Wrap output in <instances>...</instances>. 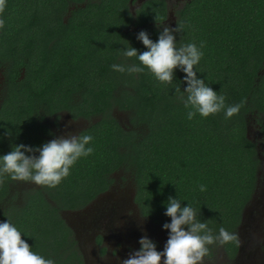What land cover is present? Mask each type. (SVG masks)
<instances>
[{
  "label": "trees",
  "instance_id": "trees-1",
  "mask_svg": "<svg viewBox=\"0 0 264 264\" xmlns=\"http://www.w3.org/2000/svg\"><path fill=\"white\" fill-rule=\"evenodd\" d=\"M166 18L163 0L145 2L136 14L130 0H6L0 14V69L7 86L0 157L14 145L40 148L42 131L50 133L45 120L61 113L87 120L80 134L93 137L87 145L93 153L80 158L57 187L36 185L24 204L9 206L8 219L2 216L35 254L54 264H84L62 214L82 210L110 190L119 172L133 179L144 218L171 223L165 215L171 197L191 205L213 235L220 227L238 235L259 185V151L248 137L258 116L264 146V0H192L179 12L177 47L194 43L203 53L194 66L197 78L223 95L226 107L245 101L230 119L222 110L189 120L192 109L175 92H185L186 73L177 68L171 84L161 83L138 58L123 55L129 47L148 51L138 34L157 42ZM113 64L144 71L120 73ZM115 110L127 113L130 125H122ZM17 182L6 175L0 199ZM208 247L210 256L225 248L235 257L239 249L234 242Z\"/></svg>",
  "mask_w": 264,
  "mask_h": 264
},
{
  "label": "clouds",
  "instance_id": "clouds-1",
  "mask_svg": "<svg viewBox=\"0 0 264 264\" xmlns=\"http://www.w3.org/2000/svg\"><path fill=\"white\" fill-rule=\"evenodd\" d=\"M5 7L6 0H0V14L5 11ZM3 27L4 20L0 19V29ZM181 32L182 27L179 24L176 28L165 25L160 31L158 41L153 42L142 31L137 38L148 51L138 54L135 48L129 47L123 51V55L127 58H138L161 83L171 84L177 68L186 73L187 88L183 92L187 94L186 99L180 87H176L175 92L185 107L192 109L187 113L189 120L197 113L207 118L222 110L225 111L226 118L237 115L245 101L226 107L225 97L218 95L203 79L197 78L194 66L200 62L203 53L194 43L177 47L173 33ZM203 47L202 42L200 48ZM111 67L120 73L134 74L144 71V68L135 64L127 67L113 64ZM92 140L91 135L69 134L66 138L53 139L36 149L23 144L14 145L11 152L0 157V184L7 175L12 181H31L39 186L55 188L69 176L70 169L80 158L93 153L94 149L87 147ZM35 152H39V157ZM200 191H206L204 185H200ZM165 215L171 217V223L163 226L170 231L164 251H157L156 244L144 236L139 241L140 250L131 252L121 264H203L204 257L209 254L208 246L240 243L239 236L224 227H220L218 235H213L208 224L197 219V211L191 205L182 207L179 199L169 198ZM186 226L188 230H185ZM31 249L11 222H0V264H54L53 260L37 255Z\"/></svg>",
  "mask_w": 264,
  "mask_h": 264
},
{
  "label": "rangeland",
  "instance_id": "rangeland-1",
  "mask_svg": "<svg viewBox=\"0 0 264 264\" xmlns=\"http://www.w3.org/2000/svg\"><path fill=\"white\" fill-rule=\"evenodd\" d=\"M176 2L177 0H170V10L173 12V15H176V8H173ZM141 3H144V0L143 2H139V0H134L132 2L131 9L133 10V12L141 7ZM173 15L163 26L167 25L171 28H176V18H174ZM114 115L122 125H130V116L127 113L115 110ZM254 119L250 123V137L257 144L259 157L261 160L259 185L257 191L255 192V197L251 200V202L245 209L243 220L238 227V234H240L242 240L241 244H247V251H245V253H256L255 257L257 258V260H255L253 257V261L255 264H257L258 259L264 253V208L262 206L264 201V146L261 142L262 136L258 123V121L260 120V116H258V118L255 117ZM59 121L62 124V128L56 126L58 124V121L56 122L55 117H51L49 121L53 134L52 138L49 139V142L53 139H58L61 137L66 138L69 134L78 135L77 133L70 130V128L78 130V128L85 129L84 127L89 126V123L84 126L83 122H81L80 120L72 119L71 116L67 113L61 114V118ZM35 186L36 184H34L33 182H17L12 190H10V193L6 197L0 199V208H6L7 206L13 204V202L18 205L24 204L28 191ZM135 188V183L129 175L123 172L116 173L114 175V183L111 186L110 190L105 195L103 194V196H100V198L95 200V202L87 209V211L82 210L74 213L66 212L63 214V217L68 221L69 226L70 224L72 227L74 226L75 231L84 230L83 228L85 227L84 222L86 220V217L90 216L91 214H93V217L96 218V216L101 214L100 212L102 211L100 210H103V214L109 213L111 215H109L108 218L113 221V224H110L109 231L111 234L119 232L120 230L122 231V234L120 235L122 239V245L121 247H119V249H121L119 251V256L115 254L117 256H109L110 258L103 257L102 262L108 264L109 261L118 259V264H121V261L127 259L131 252L140 250L141 244L139 243V241L144 236H147L148 239H158L160 242H162L160 245L161 252L164 251L165 245L170 235V231L164 229V225L162 224L154 226L150 223L149 220L142 218L141 212L140 210H138L135 202ZM72 227L71 229L73 230ZM148 227L151 228V231L149 232L146 230L144 232L143 229ZM96 232L98 231H89L90 235H94ZM81 241V244H79L80 253L83 250L86 257L85 255H82V257L86 258V260H89V256H94L96 253L95 250L97 249L92 245L87 246L86 240L82 239ZM90 243L93 244V241H90L88 244ZM261 245L263 246V248ZM105 247L109 248V250H111L112 248V238L110 236L109 241L105 244ZM215 253V256L212 258V260L209 261L205 259V256L203 264H233L228 263V261L226 260V256L223 255L224 253L222 250H215ZM239 258V260H241V257ZM250 260L251 258L247 259V263Z\"/></svg>",
  "mask_w": 264,
  "mask_h": 264
},
{
  "label": "flooded vegetation",
  "instance_id": "flooded-vegetation-1",
  "mask_svg": "<svg viewBox=\"0 0 264 264\" xmlns=\"http://www.w3.org/2000/svg\"><path fill=\"white\" fill-rule=\"evenodd\" d=\"M134 0H130V7L132 5V2ZM149 0H144V3L147 2ZM165 3H166V10H167V18L166 20L164 21V24L170 19V17L173 15V12L170 10V7H171V3H170V0H163ZM139 2H143V0H139ZM192 0H177L175 6L173 8H176V15H173L174 18H176V25H177V21L179 19V12L185 8V6L189 3H191ZM144 3H141V6L144 4ZM132 13L133 14H136V11L133 12V10L131 9ZM0 77H1V82H0V108H1V105L3 103V100L5 98V95H6V77L3 75V70L0 69ZM24 78V72L21 74V79ZM63 114V113H61ZM61 114L58 115V116H52V117H55L56 119V122L58 121V124L56 126L62 128V124L61 122L59 121L60 118H61ZM50 119L51 117H48L45 121L48 122V126H49V130H50V133H45V131H42L41 133V138H42V142L40 147H42L45 143L49 142V139L52 138V129L50 127ZM81 122H83L84 126L89 123L87 120L85 119H81L80 120ZM43 123H46V122H43ZM56 124V123H55ZM86 128V127H84ZM70 130H72L73 132L77 133L78 135L81 133V131L83 130L78 128V130H74L73 128H70ZM249 135H250V129H249ZM22 182V181H21ZM42 188V187H40ZM12 189V188H11ZM109 191V190H108ZM107 191V192H108ZM103 193L104 195L107 193ZM103 194L99 195L95 200H97L98 198H100V196H103ZM92 201L88 206H86L84 209H82L83 211H87V209L92 206V204L95 202ZM10 206V205H9ZM9 206H7L6 208L5 207H1L0 208V222H3V215H6L7 219H8V215L10 216L11 213H10V210H9ZM136 206L138 207V205L136 204ZM263 208H264V201H263V204H262ZM5 208V209H4ZM82 210H79V211H82ZM138 210H139V207H138ZM9 211V212H8ZM103 212V210H100ZM67 212H78V211H67ZM102 212H100L98 216H96V218L93 217V214H91L90 216L86 217V220H85V224H84V230L83 231H75L74 229V226L72 227L71 224L70 226L73 228V231H74V239H76L78 242V247H79V244H81L80 242H82L81 240H86L87 241V246L88 245H92L94 246L97 250L95 255L92 256L90 255L89 256V260H86V258H83L84 260V264H107L105 262H102V258L103 257H108L110 258L109 256H119V251L121 249H119V247H121V230L119 232H116V233H110L109 231V226L110 224H113V221H111L108 216L110 215L109 213H105L103 214ZM66 213V212H64ZM63 213V214H64ZM62 214V216H63ZM111 216V215H110ZM64 218V217H63ZM143 219H146L142 216ZM65 219V218H64ZM146 220H149V219H146ZM65 221L67 222V224L69 225L68 221L65 219ZM79 221H83V220H79ZM140 221V220H139ZM151 224H153L154 226H158L159 224H156L154 223L153 221L149 220ZM120 229H123V228H120ZM151 228L148 227V228H145L143 229V231L145 232L146 230L147 231H151L150 230ZM165 229V228H164ZM90 230H94V231H98L96 232L94 235H90L89 231ZM107 231V232H106ZM169 231V230H167ZM106 232V233H105ZM109 234V235H108ZM109 236L112 238V248L111 250H109V248L105 247V244L109 241ZM239 236V240H240V243L238 244L239 245V249H238V252L236 253L235 257H231L227 251L225 250V248H222L220 250L223 251V255L226 256V260L228 261V263H233V264H255L254 261H253V257L255 260H257V258L255 257L256 253L253 252V254L251 252L249 253H245L246 250V247H247V244L244 243L243 245L241 244L242 243V240H241V237H240V234H238ZM242 236V235H241ZM243 238V237H242ZM81 239V240H80ZM152 242H154L156 244V247H157V251H160L161 252V243L158 239H150ZM263 240H264V237H263ZM90 241H93V244L90 243L88 244ZM262 246V245H261ZM263 248V246H262ZM219 250V249H218ZM219 250V251H220ZM264 252V251H263ZM262 252V253H263ZM85 252L82 250L81 254L82 255H85L84 254ZM215 250H212V256L210 255H207L205 259H207L208 261L209 260H212V258L215 256ZM245 253V254H244ZM117 254V255H115ZM214 254V255H213ZM247 254V255H246ZM258 254V252H257ZM86 257V255H85ZM241 257V260H239ZM251 260L247 263V259H250ZM118 264V259H113L111 261H109L108 264ZM257 264H264V253L263 255H261V257L258 259L257 261Z\"/></svg>",
  "mask_w": 264,
  "mask_h": 264
},
{
  "label": "water",
  "instance_id": "water-1",
  "mask_svg": "<svg viewBox=\"0 0 264 264\" xmlns=\"http://www.w3.org/2000/svg\"><path fill=\"white\" fill-rule=\"evenodd\" d=\"M248 137L251 139L250 135L248 134Z\"/></svg>",
  "mask_w": 264,
  "mask_h": 264
}]
</instances>
